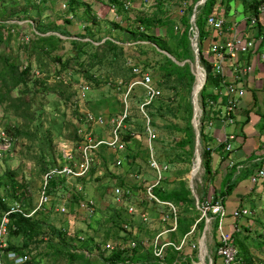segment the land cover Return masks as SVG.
Masks as SVG:
<instances>
[{
  "label": "rangeland",
  "instance_id": "1",
  "mask_svg": "<svg viewBox=\"0 0 264 264\" xmlns=\"http://www.w3.org/2000/svg\"><path fill=\"white\" fill-rule=\"evenodd\" d=\"M80 1L84 6L79 7L72 15L68 13L67 0H0V21H4L6 18L2 15V9H5L6 12L13 11L15 13L11 19L7 20L9 23L22 25L20 34L13 33L6 50L15 54L19 50L17 45L19 37L22 36L26 39L31 37L30 33L34 30L32 19L42 24L60 25L69 33V37L58 34L64 40L90 41L89 38H84V26L88 20L91 24L93 23L96 32L93 43L99 45L98 38L105 37L124 45L125 52L129 57L139 61L138 67L151 77L153 85L161 91V96L153 103L154 117H150L148 111L147 117H143L140 107L144 99V91L140 85L134 86L129 91L131 84L120 80L118 84L89 90L85 101L81 104L80 109L83 112L92 111L113 119L122 115L128 108V115H131V118L123 131L125 141L128 140L126 150L120 154H116L111 149L104 150L98 157L90 177L84 181L59 185L49 194L50 204L45 206V211L39 212L41 213L40 217H43L42 219L47 224L59 229H66L74 236H85L87 241L82 243L78 240V245L93 259H98L101 251L107 245L128 248V245L135 242L140 245V253L148 258L146 264L153 261H157L159 264H169L166 259L174 252L177 253H174L173 264H201L200 241L207 219L198 209L196 198L192 193L189 199L195 201L196 209L200 212L195 209H179V219H183L184 223L181 225L177 222V227L171 231L172 221L169 218L163 219L169 214L168 209L150 202L145 195L146 185L153 183L157 176L150 165L148 125L154 136L152 145L155 159L158 156L163 160H168L170 157L171 160L163 164L168 166V170L163 174L165 180L162 183V193L174 189L178 186L177 183L182 180L185 181L186 188L191 192L188 177L193 179V188L199 199L202 197L203 191L206 194L209 192L210 195L217 192L213 185L212 187L206 182L208 178L205 177L202 158L206 146L200 141L202 165L200 168L201 162L197 165L196 160L192 174L190 171L195 160V152H193V156L189 157V147L182 149L180 146L184 139L182 132L184 123L180 118L185 115L184 109L187 101L191 102L193 87L190 90L186 89L184 86H178L176 79H170L168 86H176V84L177 86L176 90L168 89L165 86L167 82H163L162 76L169 70L168 77H170L177 73V70L170 67L163 68L160 65L163 62V56L158 55L154 50L167 57L171 56L174 59L172 61L180 66L186 61L178 60L172 53L171 39L165 29H155L150 35L158 37L166 43L169 51L161 50L148 39L127 38L123 32L128 27L126 19L122 15H117L108 0ZM125 1L127 16L132 19L139 16H158L171 18L176 23H180L186 6L192 3V0ZM26 3L36 6V8H32V19L23 14L22 9ZM64 19H69L71 22L66 24ZM116 25H120L121 30L116 29ZM229 26L226 23L223 34H221L224 37L223 44L230 41V39L227 40L232 33ZM194 28L195 33H199L195 23ZM206 30H209L207 38H210L209 41H211L207 40L206 49H208V43H213L215 32L208 27ZM197 43L198 46L202 44L203 48V41L199 40V37ZM137 45L141 46L136 47ZM62 47L63 49L59 51L60 54L68 53L71 50L69 42H65ZM194 69V63H192V70L194 71ZM203 69L205 70L204 67ZM53 70L52 68L51 71ZM198 70L195 69V76L199 74L205 78L206 70L205 72ZM53 80V77L50 78V82ZM81 81L82 79L72 82L77 87ZM194 85H196V81ZM202 86L199 93L197 92L198 94L194 86V92L198 97L199 127H203L205 131L209 123L201 122L204 110L200 97ZM211 89V87H207V92H211ZM17 93L18 91L14 93V96ZM176 95L178 96L176 97ZM24 101H30V104L26 110L19 113L7 105H0V129L3 130L10 126L23 133V137L14 142L12 151L0 161V180L9 183L14 178L15 181L22 184V187L17 188L16 191L24 196L22 198L23 208L27 213H30L39 204L45 171L49 166L48 162L50 165L56 166L61 163L59 152L65 149L66 145L72 144L76 128L73 99L65 101L55 94L31 96L28 93ZM179 102H182V107ZM159 107L162 110L157 112L156 109ZM208 108L212 109L207 103ZM99 132L100 135L106 137L110 135L108 129ZM119 156L123 158V163L120 165L115 160ZM189 159L191 160L190 164L188 163ZM116 187L130 191L125 194L121 203H118L114 196L113 189ZM8 195L10 198V193ZM87 200L95 202L96 212L93 216H88L84 207L81 206L80 202ZM210 200L212 199L210 198ZM131 207L134 209V214L129 212ZM61 208H65V212H61ZM144 218H147V221H144ZM202 219L204 225L201 229L198 223H202ZM246 219H240V221L236 219V228L233 227V232H228L231 235L233 249L237 254L234 264H264V217L261 216L258 219L250 217L251 220L247 219L248 221ZM192 223L193 225H191ZM218 227L219 224L217 226L215 219L209 217L208 229L202 243L208 264H223L216 252L220 232ZM184 229H188L189 232L183 233ZM222 230L226 233L224 229ZM234 233L236 235L232 237ZM9 240L18 243L20 238L10 237ZM42 250H44L43 245L33 247L31 256L37 255ZM40 264L50 263L44 261Z\"/></svg>",
  "mask_w": 264,
  "mask_h": 264
},
{
  "label": "trees",
  "instance_id": "2",
  "mask_svg": "<svg viewBox=\"0 0 264 264\" xmlns=\"http://www.w3.org/2000/svg\"><path fill=\"white\" fill-rule=\"evenodd\" d=\"M199 1L200 0H192V3L186 6L185 11L180 18V23H176L171 18H162L158 16H139L132 19L127 16L125 0H108L117 15H122V17L126 19L128 27L127 29H124L123 32L127 38L133 39L138 37L139 39H148L155 43L161 50L169 51L166 43H164L160 38L150 35L153 30L158 28L166 30L168 37L171 39L172 53L178 60L182 62L186 61L184 65L180 66L173 62L172 59L154 50L155 53L163 56V62L160 63L163 68L170 67L177 70V73L172 74L170 77H168L170 74L169 70L162 76L163 82H167L165 86L168 89L176 90V86L178 84V86H184L186 89L190 90L195 83V75L192 70L194 55L191 47V37L194 34L195 28L191 22V17L193 15L194 7ZM262 3H264V0L253 1L248 3L247 7L252 11L253 15L256 14L258 16L259 14L257 12V8ZM67 5L68 13L72 15L76 13L79 7L84 6L80 0H67ZM221 5L222 3L220 0H206L203 5L198 7V13L195 18V27L199 32V40L204 41L209 36V30H206L208 27V18L211 16L221 17L219 15V8ZM34 7L36 8V6L26 3L22 9L23 14L32 19V8ZM225 8H227V6ZM14 14L15 13L13 11L9 13L6 12L5 9H2V15L6 18L4 21H0L1 106L7 105L13 108L16 113L26 110L28 108V104H30V101H24L25 96H27L28 93L31 96H46L48 94H55L63 98L65 101L74 100L78 93L74 88L75 84L72 82L73 80L78 81L79 79H82L81 84L88 86L89 90H91L99 89L103 86L118 84L120 80L126 82L127 84H132L135 78H137L133 69L134 67L139 66V61H137L136 58L129 57L128 53L125 52L124 45L116 43L114 40L99 37L98 41L100 44L95 45L93 41H95L96 32L93 23L91 24L88 20L84 26V38H89L90 41H81L64 40L58 34L64 37H69V33L62 29L60 25L42 24L41 22H37L32 19V26L34 27V30L30 33L31 37L28 39L22 36L19 37V41L17 43L19 50L16 51L15 54L9 53L6 49L7 46H9L13 33L20 34L22 29V25L9 23L7 21L11 19ZM64 22L69 24L71 21L69 19H64ZM115 28L121 30L122 27L120 25H116ZM65 42L70 43L71 50L68 53L60 54L59 51L63 49L62 45ZM139 46L141 45H137L136 47ZM198 47L200 50V61L206 70L207 76L206 84L200 95L204 108L201 122L204 123L206 118H210L212 110L210 108L207 109V101L210 99L216 101L218 104H221L219 101L220 93L207 92V87L222 89L227 84V81L224 77L216 74L213 70L212 64L207 62L203 55L202 44H199ZM250 59V54H247L245 57L246 63H248ZM52 68L54 69L53 71H51ZM52 77L54 80L53 82H50V78ZM170 79H176V86H168V81H170ZM17 91L18 93L14 96V93ZM177 96L178 95H176V97ZM153 103L145 108L146 113L148 111L150 117H154ZM179 103L182 107V102ZM73 110L75 117L81 116L77 107L75 108L73 106ZM156 110L159 112L162 108L159 107V109ZM184 112L185 115L180 118L184 123V127L182 129L184 139L182 140L180 146L182 149L189 147L190 151L188 155L191 157L193 156L195 148V131L192 125L193 106L190 101H187ZM142 116L145 117L143 114ZM130 118L131 115H128V118L125 121V126L129 122ZM248 122L249 118H246L241 125L247 124ZM125 126L121 130V135L124 141L123 131ZM3 130L7 136L13 139L14 142L23 137V133L16 128L7 126ZM99 131L100 130L96 131L97 134L99 136H103L100 135ZM200 131V141L205 145L207 139L204 128L200 127ZM76 140L77 134L75 133V139L73 141ZM127 141L128 140H126L125 143ZM228 142L229 140L221 143L219 146L223 147L227 145ZM106 149V147H102L101 153ZM211 152L212 150L210 152L204 151L202 153L203 167L205 175L208 177L212 176ZM157 161L160 164H164L171 160L170 157H168V160H163L162 157L157 156ZM188 163H191L190 159L188 160ZM48 165V169H46L45 173L55 166L53 164L50 165V162H48ZM92 173L93 169L90 174ZM84 180L85 179L80 181ZM164 180L165 179L162 178L159 185L154 189L155 195L160 200L170 201L175 204L178 209H195L200 212L196 209L195 201L193 199H189L191 192L186 188L185 181L182 180L178 182L177 187L171 189L167 193H162L161 188ZM65 184H69L65 178L57 176L52 177L48 181V194H51L53 190L58 188L59 185ZM235 185L236 183L232 182V175L227 176L219 194H215L213 196L212 203H216L220 199L224 202L225 198L232 193ZM21 187L22 184H19L14 180V178L12 179V182L9 183L0 180V219L16 203H19L25 211L22 204V198L24 196L22 193H18V191H16L17 188ZM125 190L127 193L130 192L127 189ZM8 193H10L11 199L9 198ZM199 201L201 204L203 202V198H200ZM40 215L41 213L39 212H36L30 217H25L21 213H12L9 215L7 236L8 250L28 255L30 257V264H40L44 261L50 264H146L148 262L146 260L148 258L140 253V245L137 243L135 247H115L112 250L103 248L99 258L93 259L91 255H87L85 251H82V248H80L81 246L78 245L79 241L82 243L87 241L85 236H74L68 233L66 229H59L53 225H49L42 219L43 217H40ZM207 216L213 217L218 226L219 216H214L211 212H208ZM177 222L181 225L184 223L183 219H179V216ZM191 225H193V223ZM198 225L201 229L203 228V219L202 223H198ZM186 230L188 229H184L183 233L186 234L189 232V230ZM245 230L247 231V229ZM235 235L236 233H234L232 237ZM10 237L20 238V240L18 243H14L9 240ZM80 237L83 239H80ZM125 239L128 240L127 237H125ZM41 245L44 246V250L35 256H31L32 248L39 247ZM174 253L166 259L169 264L174 263ZM150 263L159 264L157 261Z\"/></svg>",
  "mask_w": 264,
  "mask_h": 264
},
{
  "label": "built area",
  "instance_id": "3",
  "mask_svg": "<svg viewBox=\"0 0 264 264\" xmlns=\"http://www.w3.org/2000/svg\"><path fill=\"white\" fill-rule=\"evenodd\" d=\"M127 9V3H125ZM114 9V8H113ZM257 12L264 13V3L260 4L257 8ZM258 23V16L256 14L252 15L249 18V24L253 27ZM207 25L211 28L217 37H221L222 30L224 28V19L222 17L211 16L207 20ZM254 48V42L243 41L239 38H234L227 43L216 42L213 44L211 53H213L214 60L212 61V67L216 74L221 77H225L224 73V64L226 62L227 56L235 57L239 53H247ZM134 74L137 76L134 82L130 85V90L136 85H140L144 89V99L141 104V112L147 117L145 108L151 105L154 100L161 96V91L156 88L152 81L151 77L147 73H143L142 69L138 66L133 69ZM205 72V70H204ZM226 86V85H225ZM77 90V97L73 100V106L79 109L81 113L80 117H75L76 125V134L77 140L71 142V145H66L60 154L61 163L52 167L44 176L42 190L40 193V200L38 206L30 213L25 212L19 203H16L11 209L0 219V264H30L28 255H23L17 252L8 250L7 236H8V226H9V215L12 213H21L25 217H30L36 212L45 211V206L50 204L49 194L47 192L48 181L52 177H61L65 178L67 183L78 182L83 179H87L98 161V157L101 154V148L106 147L107 149L113 150L116 154H120L126 150V143L122 138L121 130L125 126V121L128 118V108L125 112L118 116L117 118L106 117L102 114H97L92 111L83 112L81 108L82 102L85 101L89 87L86 85L80 84L75 87ZM242 91L234 87L233 85H228L227 94L228 98L226 102L222 105L225 106L224 111L222 112L221 118L223 123L232 124L233 111L236 104V95H240ZM208 106L212 109L216 108L218 103L214 100L207 101ZM210 126V125H209ZM106 130L110 131L109 136H99L97 130ZM148 149L150 154V165L152 169L157 173L156 180L153 183L147 184L145 187L146 198L155 203L166 207L169 214L163 219L169 218L172 221L170 231L174 230L177 227L178 212L179 209L175 204L170 201L160 200L154 193L155 187H157L160 181L163 178V174L168 170L167 165L160 164L157 159L154 157V147L152 142L154 136L148 125ZM233 139L230 137L229 141ZM227 140V141H228ZM14 141L12 138L6 135L5 131L0 129V161L6 157L13 148ZM226 151L230 152L231 146H226ZM206 152H210V147H205ZM116 163L118 165L123 163L122 156L116 157ZM195 165V160L193 161ZM201 168V167H200ZM264 179V169L258 170L251 177V181L255 184L259 180ZM115 199L118 203L123 201L125 194L127 193L121 187H116L113 189ZM81 206L84 207L85 212L88 216H93L96 212L95 202L93 200H87L85 202H80ZM199 210L203 212V216H207L208 212H211L214 216H219V236H218V245H217V255L222 259L223 264H234L237 260L236 251L233 249L231 244V235L225 233L223 229L222 219L227 216L226 211L221 204V202L212 203V200L203 201L200 204H197ZM61 212H65V208H61ZM131 214H134V209L131 207L129 209ZM250 214L249 210L246 208L237 209L232 213L234 218L246 217ZM147 221V218L143 219ZM80 239H83L80 237ZM129 247H135L136 243L132 242ZM115 246L107 245L105 249L112 250ZM122 248V247H121ZM161 255V252H160Z\"/></svg>",
  "mask_w": 264,
  "mask_h": 264
},
{
  "label": "crops",
  "instance_id": "4",
  "mask_svg": "<svg viewBox=\"0 0 264 264\" xmlns=\"http://www.w3.org/2000/svg\"><path fill=\"white\" fill-rule=\"evenodd\" d=\"M253 1L259 0H220L222 5L219 8V15L224 19V26L228 23L232 32L227 40L234 38L243 41L252 40L254 48L247 53H239L235 57L227 56L224 69L227 84L222 89H211V92L220 93L221 104L212 109L210 118H206L204 122L210 125L205 130L207 139L205 146L212 150V176L205 175V177L208 178L207 184L213 185L217 192L210 195L209 192L206 194L203 191L201 198L208 201L215 194H219L229 175H232V182L236 183L232 193L225 198L224 202L219 200L227 214L222 219L226 233H231L233 227L236 228V218L232 216V213L237 209L246 208L250 212L246 217L237 218L238 221L244 218L250 219V217L255 219L264 217V179L255 184L251 181L254 173L264 169V13H259L256 26L252 27L249 24V18L253 13L247 4ZM223 38L214 34L213 43H208V49L206 44L207 40L211 42L210 38L203 41V55L210 64L215 57L213 53L210 54L212 46L216 42L223 43ZM247 54L251 56L248 63L245 61ZM228 85H233L242 91L240 95L235 96L232 124L223 123L221 118L225 109L222 103L224 104L228 98ZM246 118H249V122L241 125ZM230 137L233 139L225 146L230 145L234 151L227 152L225 146L219 145Z\"/></svg>",
  "mask_w": 264,
  "mask_h": 264
},
{
  "label": "water",
  "instance_id": "5",
  "mask_svg": "<svg viewBox=\"0 0 264 264\" xmlns=\"http://www.w3.org/2000/svg\"><path fill=\"white\" fill-rule=\"evenodd\" d=\"M205 1L206 0H200L198 3H196V5L194 7L193 15L191 17V22H192L193 25L195 23L197 8L200 5L204 4ZM198 36H199V33H195V31H194L193 38L191 39V47H192V52H193V55H194V66H195V69H197V70L199 69V70L202 71L204 69L201 66V61H200V50H199L198 43H197ZM168 57L171 58L174 61V59L171 56L168 55ZM195 69L193 71L194 75H195ZM204 76H205V78H204V81H203L202 89L204 88V86L206 84V78H207L206 74H204ZM195 79H196V76H195ZM194 86H193V89H192V96H191V103H192V106H193L192 125H193L194 131H195V148H194L195 151L194 152H195V162H196V160L201 162V164H200V167H201L202 158H201L200 149H199L201 131H200L199 120H198L199 119V108H198L199 106H198L197 94L194 92ZM194 169H195V165L192 166V169L190 171L191 174L193 173ZM188 179H189V186H190V189H191V193L196 198V203L199 204V198L196 195V193L194 191V188H193V179L189 178V177H188ZM198 209H199V207H198ZM206 219L207 220H206V224H205V227H204V230H203V236H202L201 241H200V259H201V264H208L206 262V256L204 255L203 245H202V243L205 240L206 231L208 229L209 218H206Z\"/></svg>",
  "mask_w": 264,
  "mask_h": 264
},
{
  "label": "bare ground",
  "instance_id": "6",
  "mask_svg": "<svg viewBox=\"0 0 264 264\" xmlns=\"http://www.w3.org/2000/svg\"><path fill=\"white\" fill-rule=\"evenodd\" d=\"M196 77H197V80H196V85H195V91H196V93L197 92L199 93V90H200V88L203 84V81H204V77L202 75H199V74H197ZM198 162L199 161L197 160V165H198ZM204 245H205V243H204Z\"/></svg>",
  "mask_w": 264,
  "mask_h": 264
}]
</instances>
